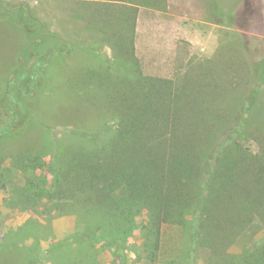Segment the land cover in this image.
<instances>
[{
	"label": "rangeland",
	"instance_id": "374dc122",
	"mask_svg": "<svg viewBox=\"0 0 264 264\" xmlns=\"http://www.w3.org/2000/svg\"><path fill=\"white\" fill-rule=\"evenodd\" d=\"M0 6L2 126L11 125L9 82L41 55L47 59L26 102L30 117L19 116L0 136V263L206 264L208 250L191 249L183 226L164 227L152 261L139 232L111 244L104 238L98 250L68 244L70 236L88 230L82 221L50 204L29 208L11 198L40 181L50 184L60 147L73 144L71 131L95 128L108 116L104 94L109 83L120 82L117 68L110 66L120 52H134L145 77L195 90L196 98L183 97L179 109L186 113L189 98L200 100L202 109L192 112L203 120L198 136L213 132L211 142L218 138L221 147L229 142L226 154L244 152L250 166L264 171V0H0ZM110 11L126 16L114 18ZM20 13L34 17L35 31L45 27L56 35L61 47L70 43L66 51L32 48L31 29ZM205 108L209 112L200 113ZM34 156L39 164L30 160ZM263 241L264 226L255 220L231 252Z\"/></svg>",
	"mask_w": 264,
	"mask_h": 264
},
{
	"label": "trees",
	"instance_id": "16d2710c",
	"mask_svg": "<svg viewBox=\"0 0 264 264\" xmlns=\"http://www.w3.org/2000/svg\"><path fill=\"white\" fill-rule=\"evenodd\" d=\"M20 14L31 29L27 35L32 48L56 52L61 47L60 39L45 27L42 33L35 31L33 16L24 19ZM64 45L60 52L66 51ZM119 55L110 66L117 68L120 82L109 83L104 94L108 116L95 128L71 131L75 142L60 147L51 183L40 181L34 188L18 190L11 202L29 208L50 204L77 217L88 230L70 236L68 244L98 250L104 238L111 244L139 232L144 253L155 261L164 227L178 225L191 249L208 250L206 264H264V241L239 254L231 252L248 225L259 220L264 226L263 168L250 166L244 152L241 157L226 154L229 142L223 147L218 138L211 142L213 132L198 136L195 131L203 120L192 117V112L202 109L200 100L191 103L189 98L186 113L179 109L183 97L196 98L195 90L186 92L165 80L145 77L134 52ZM46 66L41 55L9 82L11 125L19 116L30 117L33 110L26 102ZM113 86L122 91H112ZM203 110L199 112H209ZM11 125L0 124V136ZM30 160L38 163L40 158ZM142 217L146 220L139 222Z\"/></svg>",
	"mask_w": 264,
	"mask_h": 264
},
{
	"label": "crops",
	"instance_id": "0c3cea01",
	"mask_svg": "<svg viewBox=\"0 0 264 264\" xmlns=\"http://www.w3.org/2000/svg\"><path fill=\"white\" fill-rule=\"evenodd\" d=\"M105 1V0H104Z\"/></svg>",
	"mask_w": 264,
	"mask_h": 264
}]
</instances>
